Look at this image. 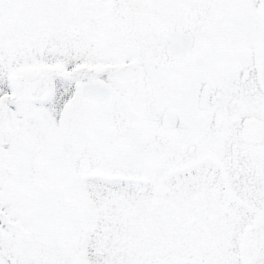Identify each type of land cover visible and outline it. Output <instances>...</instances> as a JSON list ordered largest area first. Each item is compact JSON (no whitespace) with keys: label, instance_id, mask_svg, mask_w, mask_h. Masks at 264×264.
Masks as SVG:
<instances>
[{"label":"snow or ice","instance_id":"obj_1","mask_svg":"<svg viewBox=\"0 0 264 264\" xmlns=\"http://www.w3.org/2000/svg\"><path fill=\"white\" fill-rule=\"evenodd\" d=\"M0 264H264V0H0Z\"/></svg>","mask_w":264,"mask_h":264}]
</instances>
